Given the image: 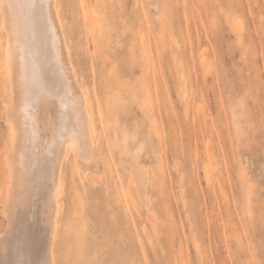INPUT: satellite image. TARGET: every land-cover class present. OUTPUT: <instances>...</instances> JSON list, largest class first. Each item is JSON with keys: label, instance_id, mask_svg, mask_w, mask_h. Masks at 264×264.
Here are the masks:
<instances>
[{"label": "rangeland", "instance_id": "obj_1", "mask_svg": "<svg viewBox=\"0 0 264 264\" xmlns=\"http://www.w3.org/2000/svg\"><path fill=\"white\" fill-rule=\"evenodd\" d=\"M58 3L106 158L66 189L57 262L264 264V0ZM2 42L0 28V234ZM122 152L145 169L142 198Z\"/></svg>", "mask_w": 264, "mask_h": 264}, {"label": "bare ground", "instance_id": "obj_2", "mask_svg": "<svg viewBox=\"0 0 264 264\" xmlns=\"http://www.w3.org/2000/svg\"><path fill=\"white\" fill-rule=\"evenodd\" d=\"M62 16L58 0H0L9 87L4 101L8 143L1 157L8 227L0 234V264H59L56 241L63 203L70 198L66 189L79 164L95 181L88 163L106 158L92 111L95 90L82 81ZM149 126L155 128L153 117ZM151 134V155L161 164ZM122 160L131 169L130 192L142 198L145 169L135 155L122 152ZM205 175L210 177L208 170Z\"/></svg>", "mask_w": 264, "mask_h": 264}]
</instances>
